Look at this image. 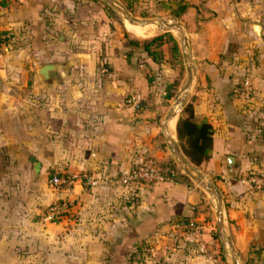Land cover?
Instances as JSON below:
<instances>
[{
	"label": "crops",
	"instance_id": "1",
	"mask_svg": "<svg viewBox=\"0 0 264 264\" xmlns=\"http://www.w3.org/2000/svg\"><path fill=\"white\" fill-rule=\"evenodd\" d=\"M174 1L130 0L183 28L193 67L186 101L214 139L197 168L220 196L224 234L240 264H264V190L238 180L264 170V6L182 0L174 15ZM102 6L0 0V32H9L0 42V264H227L213 236L214 198L181 169L167 138L180 148L182 108L163 123L185 81L181 64L186 76L180 36L169 30L178 53L163 41L156 62L126 43V25ZM48 62L56 64L51 81L37 74ZM133 90L151 93L150 103L138 95L128 101ZM226 154L236 158L233 177ZM142 155L162 170L175 167L176 180L141 183L134 194L121 189L113 177ZM30 156L40 163L36 176ZM81 171L97 182L50 184L52 174ZM57 199L70 202L71 217L44 221V208ZM141 239L140 251L129 252L128 243Z\"/></svg>",
	"mask_w": 264,
	"mask_h": 264
},
{
	"label": "trees",
	"instance_id": "2",
	"mask_svg": "<svg viewBox=\"0 0 264 264\" xmlns=\"http://www.w3.org/2000/svg\"><path fill=\"white\" fill-rule=\"evenodd\" d=\"M124 2V6L127 9H131L133 6L131 5L130 0H122ZM174 15H178L185 7V2L182 0L174 1ZM102 7H106L110 9L107 5ZM106 11V10H105ZM107 14V13H106ZM108 16V15H107ZM5 31L0 32L3 33ZM7 37L0 36V42L7 41ZM163 41H168L170 43V50L173 54L178 53L177 43L174 38L171 36L169 31H163L157 34H153L149 37L137 39V38H127L126 43L133 47H142L144 51H146L147 55L150 59L156 61V59L160 55L159 46ZM157 62V61H156ZM105 62L103 65L105 66ZM151 77L145 75L146 83L149 84ZM133 93L138 95V98L141 100V104L147 105L150 103L151 93H141L139 90H133ZM128 97V96H127ZM126 97V98H127ZM134 104L133 107H135ZM262 108V107H261ZM261 108L258 110H261ZM259 116V115H258ZM261 116H259L260 118ZM261 126L264 128V119L261 117ZM175 133L178 144L184 153V155L189 159V161L196 166H204L205 163L210 158V153L212 151V147L214 146V139L212 137L211 126L210 123L204 119L197 120L193 116L192 106L190 101H186L182 106L181 113L176 119L175 123ZM175 167H170L169 170H162L163 172H173V179L177 177V173L174 171ZM181 175V174H178ZM166 181V180H162ZM169 181V180H168ZM185 223L188 221H184ZM191 222V221H189ZM192 223V222H191ZM193 223L189 226H192ZM213 236L216 237V232L214 231ZM138 243V244H137ZM144 244V239L139 241H131L127 245V249L129 252H138L140 251L141 245Z\"/></svg>",
	"mask_w": 264,
	"mask_h": 264
},
{
	"label": "water",
	"instance_id": "3",
	"mask_svg": "<svg viewBox=\"0 0 264 264\" xmlns=\"http://www.w3.org/2000/svg\"><path fill=\"white\" fill-rule=\"evenodd\" d=\"M105 1L114 10L124 15L130 23L145 24V23H149L155 20V19H144V20L138 21L134 19V17L127 10L122 8L119 4L120 2L118 3L117 0H105ZM156 20L158 21L159 26L162 31H169L171 29H175L178 32L180 36V42L183 48V52L186 58V76H185V81L182 87V94L179 98L175 100L172 108L169 110V112H167V114L163 118V123H166V121L171 119L173 116H175L179 112V110L182 108V106L186 102V98L188 96V92H189L190 85H191V79L193 76V67H192L191 58L189 54V48L186 43L185 32L183 28L181 27V25L178 22H168L162 18H156ZM55 68H56L55 63H52V62L44 63L37 69V74L43 80L51 81L52 79L56 77ZM167 138L171 144L172 150L174 151V154L177 159V163L181 167V169L187 172L188 174H190V176L194 179V181H196L206 192H208L209 194L213 196L214 201H215V216H216L215 223H216V229L218 232V237L223 245L224 243L228 245L229 251H230V254L224 251V256L227 261L229 258V262L231 264H240L239 260L237 259L236 255L231 249L230 242L228 241L227 237L224 234L221 199H220L218 192L215 190L212 184L208 183L204 179L203 175L199 172L198 168L195 165H193L189 161V159L182 153L177 143L173 139H171L169 136H167ZM223 158L225 160V164L227 165V168H226L227 175L230 177L235 176L236 171H235L234 166H235L236 158L229 154L224 155ZM29 161L32 162L33 173H34V176H36V174L38 173L40 163L38 160H36L34 156H30ZM188 168L190 170H193L194 175L189 172Z\"/></svg>",
	"mask_w": 264,
	"mask_h": 264
},
{
	"label": "built area",
	"instance_id": "4",
	"mask_svg": "<svg viewBox=\"0 0 264 264\" xmlns=\"http://www.w3.org/2000/svg\"><path fill=\"white\" fill-rule=\"evenodd\" d=\"M1 37L9 36V32H3L0 34ZM247 83V82H246ZM249 86V85H248ZM247 88V92H248ZM137 96L134 93H130L127 100L134 102ZM264 119V106L258 113ZM260 117V118H261ZM173 172H163L156 165L154 159L148 155L140 156L136 161H134L128 170L117 174L113 177V182L119 186L124 191L134 194L136 192V187L141 183H151L162 180L173 179ZM74 180H79L84 185L92 186L97 182V179L91 174L81 171L77 174L66 175V174H52L49 177L50 184L57 186L59 184L70 185ZM238 180L247 183L250 187L256 190H264V170H250L244 172L238 176ZM72 211L70 209V202L66 199H57L49 202L44 208L41 217L44 221H54L56 219L71 217ZM188 222V225H191ZM198 249L207 253V246L204 242L199 241L197 244ZM148 249V248H147Z\"/></svg>",
	"mask_w": 264,
	"mask_h": 264
},
{
	"label": "rangeland",
	"instance_id": "5",
	"mask_svg": "<svg viewBox=\"0 0 264 264\" xmlns=\"http://www.w3.org/2000/svg\"><path fill=\"white\" fill-rule=\"evenodd\" d=\"M101 2H103V4L104 5H107L108 7H110V9H111V12H112V16H113V19L116 21V22H118L119 20H121V22H122V24H125L126 25V28H125V26H124V28L127 30V34H129V36H131L132 38H137V39H141V38H145V37H149V36H151V35H153V34H156V33H160V32H163L162 30H161V28H160V26H159V23H158V21L156 20V18H161V17H163V16H161V14H159L157 11V9L156 8H151V9H146L145 7H140L139 5H138V7H136V6H134V7H132L130 10L129 9H127L125 6H124V2L122 1V4L121 3H119L120 4V6L122 7V8H124L125 10H127L133 17H134V19H136V20H138V21H140V20H144V19H155V20H153L151 23H147V24H136V25H138V26H140V27H143V26H146V25H151V27L153 28V30L150 32V33H147V34H143V33H140L139 34V32H135V31H132L131 30V28H130V26L129 25H135V24H133V23H130L129 21H128V19L124 16V15H122L121 13H119L118 11H116V10H114L110 5H108L107 3H106V1L105 0H100ZM244 2H245V5H248V4H257V3H261L262 4V6H264V0H244ZM163 19V18H162ZM164 20H166V18H164ZM166 21H168V22H172L173 20H166ZM119 23H120V21H119ZM154 26H153V25ZM175 34H178V32L175 30V29H173L172 30ZM143 34V35H142ZM246 70H245V72H243V75H245L246 74ZM181 74L183 75V79H184V77H185V66L183 65V64H181ZM182 83H183V81H182ZM239 83V82H238ZM182 87H183V84H181V87H180V89H179V91L177 92V94H176V96H175V99H177V98H179L180 96H181V94H182ZM197 167V166H196ZM189 172L191 173V174H193L194 175V172H193V170H190L189 169ZM197 183V182H196ZM198 184V183H197ZM199 185V184H198ZM209 196H211V195H209ZM216 236H217V238H218V232H217V229H216ZM224 251L225 252H228V254H230V251H229V247H228V245L226 244V243H224ZM227 264H231L230 262H229V258H228V261H227Z\"/></svg>",
	"mask_w": 264,
	"mask_h": 264
},
{
	"label": "bare ground",
	"instance_id": "6",
	"mask_svg": "<svg viewBox=\"0 0 264 264\" xmlns=\"http://www.w3.org/2000/svg\"><path fill=\"white\" fill-rule=\"evenodd\" d=\"M149 23H151V22H149ZM133 24H135V23H133ZM145 24H147V23H145ZM129 26H130V28H131L132 31L139 32V34L140 33H143L144 35L147 34V33H150L153 30V28L149 24L146 25V26H143V27H140V26H138L136 24L135 25H129ZM174 123H175V120L171 121V123H170V130H173L174 129Z\"/></svg>",
	"mask_w": 264,
	"mask_h": 264
}]
</instances>
